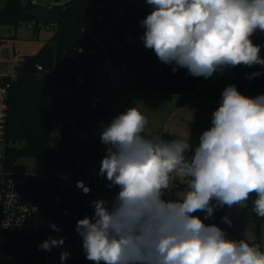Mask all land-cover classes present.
<instances>
[{
	"label": "clouds",
	"instance_id": "obj_1",
	"mask_svg": "<svg viewBox=\"0 0 264 264\" xmlns=\"http://www.w3.org/2000/svg\"><path fill=\"white\" fill-rule=\"evenodd\" d=\"M152 11L141 21V40L173 72L211 77L225 67L264 66L260 45L251 37L264 32V0H146ZM261 75L254 72L249 78ZM211 127L203 131L194 155L188 138L165 140L147 117L130 107L100 134L106 146L99 175L119 188L109 203L92 202L93 217L77 221L86 259L94 264H264L259 244L229 239L216 224L195 215L245 205L264 218V94L249 97L235 85L222 91ZM179 180L182 199H165ZM87 194L90 189L77 182ZM222 222L231 226L228 216ZM59 232L55 224L50 225ZM49 237L38 249L62 247ZM70 253H61V261Z\"/></svg>",
	"mask_w": 264,
	"mask_h": 264
},
{
	"label": "trees",
	"instance_id": "obj_2",
	"mask_svg": "<svg viewBox=\"0 0 264 264\" xmlns=\"http://www.w3.org/2000/svg\"><path fill=\"white\" fill-rule=\"evenodd\" d=\"M26 7L21 0H0V26L19 25L33 18L25 15ZM146 0H74L73 6L63 11V22L58 26L50 42L45 43L34 55H27L18 66L16 76L4 75L1 83L8 85L5 121V165L14 169V164L22 156L38 158L46 168L65 169L72 166L79 174L85 172L87 157L93 154L89 142L80 140L82 130L90 128L94 118L107 117L108 109L96 100L97 74L91 69L83 74L78 83L81 66L89 60L91 65L104 56L80 54L78 46L92 44L82 27L89 19L102 14L114 26L120 22L134 24L144 34L141 21L152 11ZM260 45V56L264 58V32L257 30L251 37ZM1 43V37H0ZM124 58L130 68L143 78V84L160 92L177 93L187 96L196 90L198 84L207 79L193 76L185 68L173 72L175 64L161 62L154 50L146 49L143 43L132 48L125 45ZM41 65L40 70L38 66ZM236 75L229 82L241 94L256 97L264 94V66H236ZM261 75L249 78L252 73ZM209 93H214L209 91ZM220 100L222 91L217 92ZM60 126V133H54L53 126ZM59 147L55 150L54 147ZM189 157L194 154L187 153ZM79 159L83 162L77 165ZM174 188L186 189L183 181H177ZM34 197L43 201L46 228L37 234H8L0 245V253L23 258L28 264H44L47 250L38 249L49 237L64 238V243L75 237L67 232L53 231L50 225L60 229L62 222L93 217L92 203L77 190L70 189L66 182L56 176L38 180L32 189ZM60 197L59 201L56 198ZM255 195L247 200L251 217L258 222L264 218L253 211ZM109 206L111 201L108 202ZM206 225L216 224L225 232L233 230V220L228 207L214 210L213 216L204 219L205 213L197 212ZM228 216L231 226L222 222ZM246 241V240H245ZM247 242V241H246ZM86 254L73 258L71 264H85Z\"/></svg>",
	"mask_w": 264,
	"mask_h": 264
},
{
	"label": "rangeland",
	"instance_id": "obj_3",
	"mask_svg": "<svg viewBox=\"0 0 264 264\" xmlns=\"http://www.w3.org/2000/svg\"><path fill=\"white\" fill-rule=\"evenodd\" d=\"M58 28L57 24L38 26L35 18H29L19 25L0 26V76L11 75L17 72L18 66L27 55H34L40 51L41 47L50 42ZM236 67H225L222 71L214 72L211 77L201 81L196 90L191 95L180 96L172 92H160L154 88L147 91L118 90L112 93L108 99V115L115 118L125 112L130 107H136L144 114L149 122V127L156 134L162 131L163 138L168 140L188 138L191 150L194 154L195 148L199 144V137L203 131L211 127L212 113L218 108L221 100L217 94L223 91L229 82L236 75ZM135 80L132 75L130 81ZM213 91L214 93H209ZM107 125L106 117L94 118L90 128L82 130L85 137H96L101 134ZM54 133H60V126H53ZM14 170L29 174L42 175L46 172V166L36 157L22 156L14 164ZM179 180L170 184L169 190L173 193L172 199H182L186 189H176L175 184ZM91 202L102 199L111 201L109 191L102 187L95 189L91 196ZM230 217L233 220V230H228L227 237L239 241L235 233L250 244H259L264 251V220L258 222L250 216L247 202L245 205H234L229 208ZM78 220L62 222L60 232H67L75 238L63 244L64 251L70 253L69 262L73 258L84 253L82 238L76 232ZM60 247H53L48 252L53 258L48 256L45 264H59ZM16 256L0 253V264H10L16 260ZM85 264H94L86 259Z\"/></svg>",
	"mask_w": 264,
	"mask_h": 264
},
{
	"label": "built area",
	"instance_id": "obj_4",
	"mask_svg": "<svg viewBox=\"0 0 264 264\" xmlns=\"http://www.w3.org/2000/svg\"><path fill=\"white\" fill-rule=\"evenodd\" d=\"M21 1L26 9L37 7L46 10L59 9L62 14L63 11L74 4V0ZM35 19L38 26L42 24L40 20ZM82 30L92 38V44L88 47L84 44L79 45L78 52L92 56H104V59L97 60L93 67L88 60L84 66H81L78 76V83H80L86 71L95 70L97 74L96 100L98 102L104 104L103 106L108 109V99L115 91L124 89L126 91H147L148 87L143 84V78L130 68L128 61L124 58L127 54L125 53L126 44L130 49L134 44L143 43L141 40L143 33L139 32L134 24L120 22L112 26L110 21L106 20L102 14H97L93 19L85 22ZM38 68L41 70L42 66L39 65ZM132 75H135L134 81H130ZM15 76L16 73L13 77ZM7 87L8 85L2 84L0 80V245L8 234H37L45 230L46 220L44 214L46 206L43 201L32 194V189L40 179L52 175L62 179L70 189L77 190L79 194L84 196L89 205L92 203L90 198L98 187L109 191L111 202L119 191L117 186L109 188L110 182L107 181L106 177L99 175L101 160L106 155V146L101 142L100 135L88 138L80 134V140L89 142V150L93 151V154L87 157L83 174H79L72 166L65 169H56L50 166L42 175L8 169L5 165L4 137ZM112 119L107 115V124ZM156 134L162 137L164 133L160 131ZM54 149L58 151L59 147L55 146ZM82 162L83 160L79 159L77 165H81ZM78 181H83L84 185L90 189L87 194L83 192L82 188L77 187ZM59 200L60 197H57L56 201ZM81 247L83 248V246ZM48 252L49 250L46 251L44 259H41L44 264L47 256L50 259L53 258ZM16 258L10 264H28V262L23 261V258Z\"/></svg>",
	"mask_w": 264,
	"mask_h": 264
},
{
	"label": "water",
	"instance_id": "obj_5",
	"mask_svg": "<svg viewBox=\"0 0 264 264\" xmlns=\"http://www.w3.org/2000/svg\"><path fill=\"white\" fill-rule=\"evenodd\" d=\"M25 15L31 16L33 18H37L44 26H48L50 24H61L63 22V14L59 9L54 10H46L43 8H28L25 10ZM173 138L168 137V140H172ZM172 192L169 190L165 193V199H172ZM235 237L238 240H242L238 233H235ZM64 252V248L60 247L58 257L59 264H71L68 260L61 261L60 256L61 253Z\"/></svg>",
	"mask_w": 264,
	"mask_h": 264
},
{
	"label": "crops",
	"instance_id": "obj_6",
	"mask_svg": "<svg viewBox=\"0 0 264 264\" xmlns=\"http://www.w3.org/2000/svg\"><path fill=\"white\" fill-rule=\"evenodd\" d=\"M170 137V136H169ZM171 138V137H170ZM228 212H229V208H228ZM230 213V212H229ZM229 216H231L230 214H229Z\"/></svg>",
	"mask_w": 264,
	"mask_h": 264
}]
</instances>
